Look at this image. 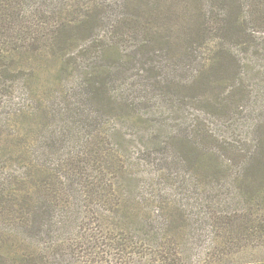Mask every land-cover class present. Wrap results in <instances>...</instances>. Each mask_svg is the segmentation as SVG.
<instances>
[{"label": "trees", "instance_id": "obj_1", "mask_svg": "<svg viewBox=\"0 0 264 264\" xmlns=\"http://www.w3.org/2000/svg\"><path fill=\"white\" fill-rule=\"evenodd\" d=\"M261 247L264 0H0V264Z\"/></svg>", "mask_w": 264, "mask_h": 264}, {"label": "rangeland", "instance_id": "obj_2", "mask_svg": "<svg viewBox=\"0 0 264 264\" xmlns=\"http://www.w3.org/2000/svg\"><path fill=\"white\" fill-rule=\"evenodd\" d=\"M205 7H206L207 11L209 12V10L211 8L210 5H206ZM182 8L183 7L181 4H175V5L173 4L170 8L166 7L167 14L171 13V16H172V18H169L166 21H168L169 23L174 25L175 28L185 25L184 23H185V20L187 19V17L180 15L181 14L180 11H182ZM200 8H201V4H198V5L193 4L191 6L190 10H193V12H195V11H198ZM216 8H217V6H216ZM216 8L213 4L212 9L216 10ZM209 14H210V12H209ZM216 41H219V40H215L214 43L212 42L213 46L217 44ZM216 49H218V46ZM161 51L163 52V49ZM164 52L166 53V55L168 54V56L171 55V59L165 55H162L161 57H158L159 61H157V64L163 66V70L165 71V73H169L168 74L169 77H171V78L176 77V76L178 77V74L181 72V70L179 69V63H178V60L180 57L178 51L173 49V48L171 49V47H170L168 49L167 48L164 49ZM213 52L214 51H212V53ZM164 64L166 66H164ZM171 94H173V93H171ZM173 98H176V96H173ZM138 142H139V140H138ZM262 260H264V248L263 247H261L259 249H254L253 252L252 251L251 252H245L239 258V261L243 262L244 264H251L252 262L256 263V261H262ZM72 264H77V263H72Z\"/></svg>", "mask_w": 264, "mask_h": 264}]
</instances>
